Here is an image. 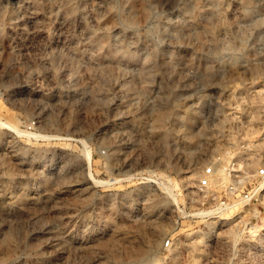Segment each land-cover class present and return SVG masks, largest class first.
<instances>
[{
	"label": "rangeland",
	"instance_id": "obj_1",
	"mask_svg": "<svg viewBox=\"0 0 264 264\" xmlns=\"http://www.w3.org/2000/svg\"><path fill=\"white\" fill-rule=\"evenodd\" d=\"M261 169L264 0H0V264H264Z\"/></svg>",
	"mask_w": 264,
	"mask_h": 264
},
{
	"label": "built area",
	"instance_id": "obj_2",
	"mask_svg": "<svg viewBox=\"0 0 264 264\" xmlns=\"http://www.w3.org/2000/svg\"><path fill=\"white\" fill-rule=\"evenodd\" d=\"M260 175L263 176L264 175V169H261L259 171ZM214 170L212 167H209L205 170V173H204V179H202L201 181V186L202 187H207L209 184H210V178L214 176ZM168 243H166L167 245Z\"/></svg>",
	"mask_w": 264,
	"mask_h": 264
},
{
	"label": "bare ground",
	"instance_id": "obj_3",
	"mask_svg": "<svg viewBox=\"0 0 264 264\" xmlns=\"http://www.w3.org/2000/svg\"><path fill=\"white\" fill-rule=\"evenodd\" d=\"M160 118H163L162 116ZM261 148V147H260ZM143 252V251H142Z\"/></svg>",
	"mask_w": 264,
	"mask_h": 264
}]
</instances>
